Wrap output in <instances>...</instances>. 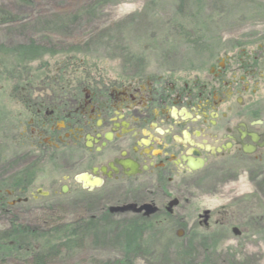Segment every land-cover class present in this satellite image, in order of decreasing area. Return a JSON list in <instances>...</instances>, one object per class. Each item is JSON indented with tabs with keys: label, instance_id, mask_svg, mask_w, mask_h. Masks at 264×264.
Returning <instances> with one entry per match:
<instances>
[{
	"label": "flooded vegetation",
	"instance_id": "1",
	"mask_svg": "<svg viewBox=\"0 0 264 264\" xmlns=\"http://www.w3.org/2000/svg\"><path fill=\"white\" fill-rule=\"evenodd\" d=\"M244 41L219 38L187 66L133 67L33 107L16 133L29 151L0 169L2 215L70 197L76 223L130 216L171 225L189 246L247 249L264 234V36ZM35 159L60 179L34 178ZM127 205L135 209L110 212Z\"/></svg>",
	"mask_w": 264,
	"mask_h": 264
},
{
	"label": "rangeland",
	"instance_id": "2",
	"mask_svg": "<svg viewBox=\"0 0 264 264\" xmlns=\"http://www.w3.org/2000/svg\"><path fill=\"white\" fill-rule=\"evenodd\" d=\"M0 15V45L33 41L55 53L18 70L11 57L0 55V169L29 151L28 139L16 140V133L31 121L33 107L68 101L89 83L116 82L130 76L133 67L187 66L196 57L193 52L207 50L219 38L243 44L264 36V0H0ZM36 161L29 162L41 166L32 170L34 178L60 179L51 165ZM24 167H17L14 177ZM7 182L0 178V191ZM56 202L63 210L55 206L14 218L0 209V246L15 251L0 254V264H26L30 248L75 219L70 197ZM258 205L264 208V201ZM132 219H107L109 226L101 227L109 231L106 239L91 237L49 264H113L125 257L128 264H264V234H255L247 249H205L194 246L197 241L189 246L185 233L178 238L171 225L143 234L140 250L125 255L119 235ZM183 220L191 224L194 216Z\"/></svg>",
	"mask_w": 264,
	"mask_h": 264
},
{
	"label": "trees",
	"instance_id": "3",
	"mask_svg": "<svg viewBox=\"0 0 264 264\" xmlns=\"http://www.w3.org/2000/svg\"><path fill=\"white\" fill-rule=\"evenodd\" d=\"M0 17L2 16L0 15ZM53 54L55 53L50 52L33 41H30L27 44H16L12 48L0 45V55L11 57L14 63V68L17 70L24 64L41 59L44 55ZM49 209L54 208H45L43 211L49 212ZM56 210H63V206L57 205ZM66 224L68 226L65 228H56L58 231L57 234H47L37 248H30L28 252L25 253L29 256L26 264H49L55 259H61L64 255L75 251L79 243L84 242L91 237L93 239H106L109 233V231H101V227L105 226L106 229V227L109 226L107 219L102 221L82 219L77 223L75 220H72ZM121 229L119 237L122 242V251L125 255H128L139 251V244H144L146 241L141 239L143 234L153 233V230L156 228L152 222L132 219V222L129 223V225ZM34 239L36 241V237H33L31 241L33 242ZM0 254L3 256H9L15 254V251L12 248H8L5 245L3 247V245H1ZM149 254H151V252H149ZM113 264H128V259L125 257L121 261L114 262Z\"/></svg>",
	"mask_w": 264,
	"mask_h": 264
},
{
	"label": "water",
	"instance_id": "4",
	"mask_svg": "<svg viewBox=\"0 0 264 264\" xmlns=\"http://www.w3.org/2000/svg\"><path fill=\"white\" fill-rule=\"evenodd\" d=\"M63 193H64V191H63ZM146 209L148 208V210L150 209V207L149 206H146L145 207ZM135 209V206H133V205H127V206H124V207H120V208H111V210H110V212H117V211H119V212H124V211H133ZM140 211V210H139ZM150 213V212H149ZM177 237L178 238H180L181 237V234L179 233V234H177Z\"/></svg>",
	"mask_w": 264,
	"mask_h": 264
}]
</instances>
